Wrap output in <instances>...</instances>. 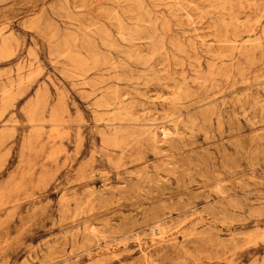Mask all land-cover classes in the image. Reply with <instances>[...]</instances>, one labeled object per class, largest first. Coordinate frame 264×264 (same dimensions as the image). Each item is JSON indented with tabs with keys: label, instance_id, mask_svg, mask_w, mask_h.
<instances>
[{
	"label": "rangeland",
	"instance_id": "1",
	"mask_svg": "<svg viewBox=\"0 0 264 264\" xmlns=\"http://www.w3.org/2000/svg\"><path fill=\"white\" fill-rule=\"evenodd\" d=\"M0 264H264V0H0Z\"/></svg>",
	"mask_w": 264,
	"mask_h": 264
}]
</instances>
